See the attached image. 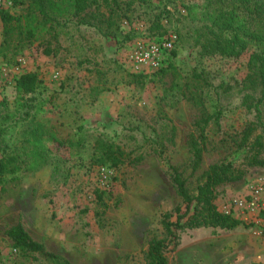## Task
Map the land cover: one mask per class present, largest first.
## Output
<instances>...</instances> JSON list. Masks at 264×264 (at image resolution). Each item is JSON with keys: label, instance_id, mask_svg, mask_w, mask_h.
I'll list each match as a JSON object with an SVG mask.
<instances>
[{"label": "rangeland", "instance_id": "374dc122", "mask_svg": "<svg viewBox=\"0 0 264 264\" xmlns=\"http://www.w3.org/2000/svg\"><path fill=\"white\" fill-rule=\"evenodd\" d=\"M164 1L134 2L113 37L72 19L56 30V39L46 35L23 48H5L0 22V126L5 142L16 144L25 117V110H16L14 103L15 81L36 72L41 86L27 97L32 98L30 115L57 121L82 143L72 148L50 145L47 164L0 183V264H49L13 246L6 233L17 224L47 252L71 264H144L151 239L165 236L162 216L176 207L184 211L171 168L194 193L211 165L242 162L243 150L237 151L236 143L246 123L256 120L254 105L260 95L244 88L249 57L257 50L249 47L236 58L201 56L191 39L199 24L188 20L184 5L202 0H175L166 10ZM4 10L19 14L22 9L11 4ZM160 15L163 29L150 31ZM170 31L178 38L171 60L174 70L161 80L154 75L157 71L135 70L129 61L134 43ZM193 73L206 81L198 82L202 107L188 94L187 88L197 83ZM218 109L219 124L208 127L209 141L192 173L188 144L194 124L203 112ZM260 113L264 122V101ZM97 138L143 158L117 168L99 164L93 158ZM261 157L264 160V151ZM242 168L241 180L214 190L218 210L225 198L245 192L264 177V167ZM99 194L106 208L98 203ZM259 228L239 222L230 230L177 231L167 264H264Z\"/></svg>", "mask_w": 264, "mask_h": 264}, {"label": "trees", "instance_id": "16d2710c", "mask_svg": "<svg viewBox=\"0 0 264 264\" xmlns=\"http://www.w3.org/2000/svg\"><path fill=\"white\" fill-rule=\"evenodd\" d=\"M13 7H21L19 14H12L0 9L2 29V44L8 47L13 44L23 48L27 44L40 41L46 35L58 37L57 29L63 23L76 20L78 24L87 25L103 32L104 36L114 35L118 24L129 18V11L134 2L146 3L149 0H9ZM175 0H165L164 8ZM94 8V12L90 9ZM186 17L195 27L191 33L193 46L198 48L201 56L219 55L225 58H236L249 47L257 52L250 55L244 80V88L252 92L259 91L254 108L256 120L246 123L241 131V138L236 143L237 151H242V162L222 161L211 165L202 175V181L191 193L186 185V179L175 169L171 168V181L175 192L184 206L176 207L173 213L162 216L163 238H152L145 253L144 264H167L166 254L176 244V232L196 228L233 229L239 221L222 214L215 204V189L227 183L241 180L245 167H264L261 157L264 151V122L261 120L260 106L264 101V0H202L201 3L184 5ZM168 12V11H165ZM161 16L150 29L161 30L163 24ZM164 35V34H162ZM161 36V35H159ZM175 49V48H174ZM174 49L170 52L165 65L158 69L155 76L161 80L168 72L174 70L171 64ZM50 50H46L49 54ZM132 79L140 80L142 76L128 74ZM192 78L197 81L188 87V94L193 104L202 107L203 90L198 82L206 81L200 74L193 73ZM136 81H130L135 83ZM41 86V80L36 72H27L18 76L14 84L16 110L24 109L23 125L19 140L10 146L5 142V129L0 126V183L7 176L22 173H32L48 163L51 158L50 145L57 148L80 147V140L71 136L70 131L50 119H38L30 115L31 106L28 96L34 94ZM221 110L214 113H202V117L195 122V134L189 140L190 165L194 173L200 166L206 143L209 141L207 129L210 124L217 125L221 119ZM7 120V117L4 118ZM260 128V132L256 131ZM93 158L99 164H109L112 167L139 163L143 156L126 152L110 141L97 138L93 144ZM100 205L106 208L101 194L97 195ZM173 214L175 219L171 220ZM7 236L13 246L25 254H37L49 264H71L58 255L47 252L44 247L33 241L21 224H17L7 231Z\"/></svg>", "mask_w": 264, "mask_h": 264}, {"label": "built area", "instance_id": "2783aa9c", "mask_svg": "<svg viewBox=\"0 0 264 264\" xmlns=\"http://www.w3.org/2000/svg\"><path fill=\"white\" fill-rule=\"evenodd\" d=\"M10 2L0 0V9L9 7ZM173 31L164 35L134 43L129 61L135 70L157 71L162 68L177 43ZM219 211L240 223L258 224L259 232L264 234V177L258 179L245 192L225 198Z\"/></svg>", "mask_w": 264, "mask_h": 264}]
</instances>
